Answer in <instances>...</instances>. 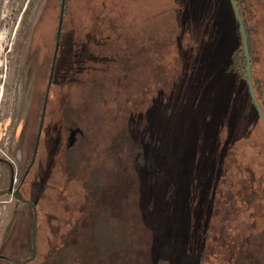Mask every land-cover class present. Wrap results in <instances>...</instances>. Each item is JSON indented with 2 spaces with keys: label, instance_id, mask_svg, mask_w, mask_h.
I'll return each mask as SVG.
<instances>
[{
  "label": "rangeland",
  "instance_id": "obj_1",
  "mask_svg": "<svg viewBox=\"0 0 264 264\" xmlns=\"http://www.w3.org/2000/svg\"><path fill=\"white\" fill-rule=\"evenodd\" d=\"M87 1H70L69 13L64 17L65 31H76L78 23L88 22L90 18L95 23L106 21L96 11L89 15L91 10H101V7L100 3L92 2L90 9H87ZM216 1L117 0L115 12L122 14L124 29H132L129 33L150 34L149 37H141L136 45L132 43L130 49L127 48L128 60L118 58V63L126 65L125 73L114 63L107 67L96 64L88 69L82 68L73 77L66 76L67 82L63 88L51 86L46 103L62 1L0 0V158L15 163L14 169L19 179L25 172H30L33 164L34 143L43 108L46 104L49 106V116H54V122L61 120V110L64 111L62 134L58 130L60 127L51 125L48 116L44 119L43 139L34 171L29 173L22 187L29 188L31 194L27 191L26 197L38 202L36 244L39 249L44 247L45 238L41 229L46 217L56 215L54 217L57 218L61 215L56 205H63L66 210L61 217L64 222L66 217L72 219L66 220L69 222V236H64L67 238V241L64 239V250H67L68 257L64 258L59 250L60 242L50 235L51 244L57 243L58 251L52 250V255L47 258L49 264H127L99 256L90 238L93 224L91 207L97 205L96 210H101L111 201L122 206L123 214L114 215V219H129L133 264L260 263L259 246L264 242L262 233L258 235L255 232L254 237L250 236L251 240L247 241L246 232L242 231L237 236L231 229L238 223H245L246 226L249 223L251 228H255L254 215L258 212L260 215L264 206L261 173L250 170L245 174L239 195L237 192L239 207L230 212L221 202L220 190L217 188L215 193L214 185L208 184L202 169L198 170L194 165L198 161L195 151L188 149L194 170L178 172V176L188 185L198 181L195 189L202 199L197 198V202L202 203L201 207L207 211L201 209L191 217L181 218L178 216L179 208H187L186 199L165 198L166 186L158 173L152 175V172L146 171L142 180L138 177L135 156L138 147L127 139L132 127L129 114H135L136 118V111L140 112V116L144 112L145 122L155 130L156 138L163 131L166 133L167 128L174 132L186 131L203 116L212 118L218 115L223 124H227L228 120L232 123L234 119L231 116L254 118L252 102L244 86H233L232 91L224 92L217 86V82L226 83V78L217 76L219 61L211 49L206 48L204 56L193 63L181 66L179 60L177 87L169 91L171 84L168 77L173 75L171 68L175 69V64L168 62V53L173 46L163 47L159 39H163L162 34L167 31L155 29H175L176 26L192 24L198 25L200 32H205L208 29L205 16L211 15L208 9ZM175 35L169 34L170 39ZM171 58L174 56L171 55ZM56 63L58 65L59 60ZM65 71L69 70L66 68ZM120 78L124 83L129 81L128 86L122 84ZM71 127L76 131L75 141L74 146L67 149L65 147L72 135ZM115 138L122 139L121 152L116 151ZM63 140L66 152L64 158L60 159L56 145ZM260 142L264 150V135L260 137ZM79 147H83L84 151L81 157ZM77 153L78 157L75 158ZM59 160L69 168L67 172L64 171V179L58 167ZM8 162L5 167L0 163L1 189L9 183L11 166ZM93 174L100 178L106 189L115 188V191L106 195L104 191L92 192L86 188L85 184ZM155 180L159 181L160 188ZM153 197L159 200L153 203ZM186 197H193L190 189ZM88 200L90 204L82 202ZM245 204H249L246 209ZM171 211L175 213L172 215ZM29 215L27 208L19 210L11 238L17 243L19 239L22 240L26 252L31 239ZM209 217L212 218L210 232L214 237L205 244ZM224 229L229 239L226 241L223 240ZM60 236L58 230L57 237ZM212 258H215V263H212Z\"/></svg>",
  "mask_w": 264,
  "mask_h": 264
},
{
  "label": "trees",
  "instance_id": "obj_2",
  "mask_svg": "<svg viewBox=\"0 0 264 264\" xmlns=\"http://www.w3.org/2000/svg\"><path fill=\"white\" fill-rule=\"evenodd\" d=\"M61 1L63 2V0ZM70 1L64 0V17L65 14L69 13ZM116 1H87V9H90L92 2L100 3L101 7V10H91L89 15L92 16L93 11H96L106 21L95 23L90 18L88 22L81 21L78 23L76 31L68 32L64 30L66 21L63 20L57 57L59 64L57 65L56 63L54 66V77L49 79L48 87L51 88L54 85V87L63 88L67 82L66 76L73 77L78 70L80 71L82 68L88 69L96 64L106 65L107 67L114 63L118 69L123 71L122 73H125L126 65L125 63H118V58L128 60L127 48L130 49L132 43L135 44L141 37L146 38L150 34L129 33L132 29H124L121 24L122 14L119 11L115 12ZM235 1L246 30L254 94L264 111V46L262 45L264 43V0ZM208 11L211 15L205 16V26L208 28L205 32H200L198 30L199 26L192 24L176 26L174 27L175 29H155L162 32L167 31V33L162 34L164 38L159 39V42H163V47L164 45L166 48L173 46L171 47L173 50H169L168 53L170 54L168 62L175 64V69L171 68L173 75L168 77L171 84L169 91H174L177 87L178 75L176 76V74L179 60L181 66L193 63L197 58L204 56L206 48L211 49L219 61L217 76L222 75V77L226 78V83L220 84V82H217V86L221 92L225 90L232 91L233 86H244L252 102L254 118L250 116L246 119L241 115L237 117L231 116L234 121L231 123L228 120L227 124H223L221 117H217L218 115L212 118L203 116L200 121L197 119L195 125L190 129L187 128L186 131L174 132V130L167 128L166 133L162 130L163 134L156 138L155 130L150 128L145 122L146 118L143 111L141 113L142 116H140V112L136 111L138 113L136 118L135 114H129V121L131 120L132 127L129 130L127 139L130 144L138 147L135 155L138 177L142 180L147 173L146 171L152 172V175L160 174L164 179L162 184L166 186L165 198L172 200L176 197H181L186 199L185 206L187 208H179L178 216H181V218L191 217L201 209L207 211L206 208L201 207L202 203L200 205L197 202L199 195L195 186L198 181L196 180L191 185H188L187 182L178 176V172L189 173L190 169L191 171L194 170V167L191 168L192 160L189 159L187 154L188 149L195 151L198 161L194 165L198 167V170L202 169V174L209 182L208 184L214 185L215 193H217V188L220 190L222 194L221 202L230 212L235 211L239 207L237 205L239 203L237 202V192L239 195L245 180L244 176L248 171L253 170L261 173L260 183L261 188L264 190V150H262L263 143L260 142V137L264 135V120L253 99L249 86L247 55L241 25L232 0H218L210 6ZM107 17H109L108 20ZM151 30L148 29L147 31ZM172 33L176 34L173 36L176 38L175 41L172 40L174 38L170 39L169 37V34ZM171 55L174 58H171ZM53 60L54 55L52 66ZM66 68L69 70L68 72L65 71ZM65 73L68 75H64ZM120 80L122 84L128 86L129 81L126 80L124 83L122 78ZM49 93L50 91L48 93L46 91V98L47 95L49 97ZM114 142L116 151L121 152L123 149L122 139L115 138ZM260 147L261 149H259ZM195 171L197 172V170ZM94 176L93 174L91 179L86 182V185H90L91 189L96 187L92 179ZM154 182H156L158 188L161 187L158 184V180ZM99 184V188L104 190L105 185L101 182ZM152 186L157 190L154 184ZM244 187H246L245 184ZM189 189L193 195L190 199L186 197ZM111 190L112 188H108L104 191L109 192ZM199 199H202V197ZM158 200L159 198L157 197L151 199L153 203ZM248 207L249 204H245V209ZM171 213L173 215L175 211H171ZM259 213L254 215L256 220L255 228H251L249 223L247 226L245 223L243 225L238 223L231 229L232 232L237 234V236L242 231L246 232L245 238L247 241L251 240L250 236L254 237L255 232L258 235L262 233L261 237H264V206L260 215ZM211 221L212 218L209 217L207 219L209 227L205 231V244L207 242L210 243L214 237L213 233L210 232ZM226 239L229 240L224 229L223 240L226 241ZM231 240L235 241V239ZM246 247H248L247 243ZM259 247H261V257L258 258L260 260L259 264H264V242ZM212 259V263H215V258Z\"/></svg>",
  "mask_w": 264,
  "mask_h": 264
},
{
  "label": "flooded vegetation",
  "instance_id": "obj_3",
  "mask_svg": "<svg viewBox=\"0 0 264 264\" xmlns=\"http://www.w3.org/2000/svg\"><path fill=\"white\" fill-rule=\"evenodd\" d=\"M64 17V15H63ZM64 20V18H63ZM60 21V19H59ZM63 25V23H62ZM62 28V26H61ZM60 33L59 31V24H58V34L56 37V43L57 40H59V48H60ZM56 43H55V49H54V60H53V66L50 71V78L54 77L55 73V64L57 62V57L59 54V48L56 50ZM64 82V81H63ZM47 93L50 91V87H48V90H46ZM48 102V95L46 98V103ZM48 105L43 108L40 119V125L37 131V136L35 138V143H34V150H33V156L35 158L33 159V164L31 165L30 172H33L34 166H35V161H36V156L37 153L40 149L41 146V140L43 139V131H44V119L49 117V122L51 125L55 124V127H60L59 133L62 134L64 132V111H61V117H59L61 120L60 121H53L54 116L52 117L51 115L49 116L48 112ZM53 128V126H52ZM72 131V135L69 138V144L66 145L65 148L70 149L74 146V141H75V136L76 134L74 128H70ZM70 131V130H69ZM78 131V130H77ZM46 137V136H45ZM47 137L45 138V140ZM57 148V153L59 152L60 159L64 158V151L66 152L64 148V140L61 142L60 145H56ZM78 151L80 152V157L84 155L83 147L82 149L79 147ZM57 155V154H56ZM78 157V153L76 154L75 158ZM74 158V159H75ZM73 159V160H74ZM7 162L4 158H0V163L7 165ZM10 162V163H9ZM8 163L11 166V172L9 175V183L6 187H3L2 189L0 188L1 191H5L10 188L12 183H14V175L18 173H15V163L13 161H9ZM12 163V164H11ZM14 164V165H13ZM67 165V163H65ZM58 167L60 171L63 173V179L65 177L64 171H68V167H64V161L58 163ZM72 172L74 170L71 169ZM30 172H25L22 177L19 179L17 176V179L15 181V190H20L23 198L25 200H18L15 197H13V200L7 204L4 205L3 209L4 214L3 217H0V264H49V258L52 255V250L54 249L55 251H58L57 248V243H52L50 241V235L55 238V240H58L60 244L58 245L60 247V252L64 256V258L68 257V252L67 250H64V242L65 240L67 241L68 238V221H71V217H66L65 222L61 218L63 216L62 213H65L66 210L65 208L61 206H57L56 208L61 210V215L60 217H54L56 215H52V217L49 218V216L46 217V223L44 227L41 229L43 231L44 235V247L40 248L36 244V235H35V248H34V243H33V233H32V227H33V222L35 218V213L37 214L36 217V232H37V226H38V221H39V207H38V202L36 200H33L31 198L26 197V193L28 191L29 194V188L23 189V183L27 179L28 175ZM75 175V173H73ZM94 181V186H96L94 189H91L90 185H86L85 187L91 190L92 192L94 191H104L106 187H104V190H101L99 188L100 184V178L95 175L93 178ZM2 183V178L0 176V184ZM115 191V188L112 189L109 192L104 191V194L106 195H111L110 193H113ZM8 193L6 194H1L0 198H4L7 196ZM114 195V194H113ZM32 196H34L32 194ZM115 198V195L114 197ZM30 201V202H28ZM85 203H89L90 201H82ZM80 203V202H78ZM76 203V204H78ZM101 203V202H100ZM118 202L111 201L107 202L106 206L99 210L96 207L97 205H94L92 208L93 210V217H92V228H91V240L94 246L95 251H97V254L101 257H104L106 260H112V259H117L118 261H121V263L124 261V263L127 264H133V251L131 247V229L129 225V219L127 217L121 218L118 217L114 219V215H121L123 212L121 211L120 208H122L121 203L117 204ZM88 204V205H89ZM73 205V202H72ZM68 206V205H67ZM27 208L30 212L29 215V224L31 227V239H30V244H29V250H25V244L23 243L22 240L19 239V242L13 241L12 238V229L14 228L16 224L17 218V213L19 212L20 209L22 208ZM116 207L118 209H116ZM79 208V207H78ZM67 215V213H66ZM126 215V214H125ZM61 218V219H60ZM76 219V218H75ZM63 221V222H62ZM59 230L61 236L58 238L57 237V231ZM66 236L67 238H64ZM65 239V240H64ZM50 243V245L48 244ZM56 248V249H55ZM52 264V263H51Z\"/></svg>",
  "mask_w": 264,
  "mask_h": 264
},
{
  "label": "water",
  "instance_id": "obj_4",
  "mask_svg": "<svg viewBox=\"0 0 264 264\" xmlns=\"http://www.w3.org/2000/svg\"><path fill=\"white\" fill-rule=\"evenodd\" d=\"M232 3L234 5L235 11H236V14L238 16V19H239V22H240V25H241V29H242V32H243L245 48H246V55H247L248 79H249L250 90H251L253 99L255 100V103H256V105H257V107H258V109H259V111L261 113V116H262L263 120H264V111L262 110L261 106L259 105V103H258V101L256 99V96L254 94V90H253L252 72H251L249 47H248V40H247L246 30H245V27H244L240 12L238 10L236 1L232 0ZM63 15H64V0L62 2V8H61V12H60L59 31H61V26H62V23H63ZM58 48H59V40H57V43H56V50H58ZM5 193H8V194L13 193V195H14V197L16 199L22 200V201L25 200L23 198V195H22L20 190H15L14 192H12V188H9V189H7L5 191L0 192V194H5ZM28 202H30V201H28ZM36 217H37V214L35 213V218H34L33 227H32L34 248H35V235H36Z\"/></svg>",
  "mask_w": 264,
  "mask_h": 264
},
{
  "label": "built area",
  "instance_id": "obj_5",
  "mask_svg": "<svg viewBox=\"0 0 264 264\" xmlns=\"http://www.w3.org/2000/svg\"><path fill=\"white\" fill-rule=\"evenodd\" d=\"M16 179H17V174L14 175V183H12V185L10 186V188H12V192H14L16 189L15 188ZM13 197H14L13 193H10V194H7V196L4 198H0V215L4 214V211H5L3 209L4 205L9 204L13 200Z\"/></svg>",
  "mask_w": 264,
  "mask_h": 264
},
{
  "label": "crops",
  "instance_id": "obj_6",
  "mask_svg": "<svg viewBox=\"0 0 264 264\" xmlns=\"http://www.w3.org/2000/svg\"><path fill=\"white\" fill-rule=\"evenodd\" d=\"M0 188H1V186H0ZM2 192V191H1ZM6 194V193H5ZM1 195V194H0Z\"/></svg>",
  "mask_w": 264,
  "mask_h": 264
}]
</instances>
